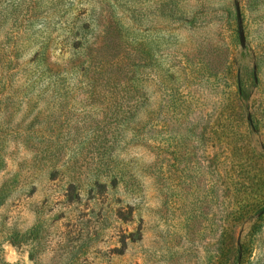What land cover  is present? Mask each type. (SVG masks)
<instances>
[{
	"label": "rangeland",
	"instance_id": "1",
	"mask_svg": "<svg viewBox=\"0 0 264 264\" xmlns=\"http://www.w3.org/2000/svg\"><path fill=\"white\" fill-rule=\"evenodd\" d=\"M0 264H264V0H0Z\"/></svg>",
	"mask_w": 264,
	"mask_h": 264
}]
</instances>
